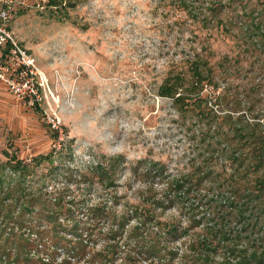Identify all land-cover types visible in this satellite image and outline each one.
Wrapping results in <instances>:
<instances>
[{
	"label": "rangeland",
	"instance_id": "1",
	"mask_svg": "<svg viewBox=\"0 0 264 264\" xmlns=\"http://www.w3.org/2000/svg\"><path fill=\"white\" fill-rule=\"evenodd\" d=\"M1 7L7 31L35 59L41 100L29 105L0 84V160L4 150L25 162L55 151L51 164L40 163L26 181L33 193L63 200L65 225L92 226L90 252L105 243L100 207L120 211L146 193L152 177L145 181L134 173L138 160L161 163L173 176L199 160L193 111L181 112L171 97L158 93L164 76L183 67L195 49L203 48L212 67L213 86L202 93L217 97L218 112L236 109L234 114L243 111L264 123V47L246 44L235 25L233 32L203 26L174 0H0ZM49 118L60 121L57 149ZM118 155L114 183L105 185L90 168ZM222 161L212 167L223 169ZM155 181V188L165 186ZM174 215L173 207L160 217ZM176 242L184 249V242Z\"/></svg>",
	"mask_w": 264,
	"mask_h": 264
},
{
	"label": "trees",
	"instance_id": "2",
	"mask_svg": "<svg viewBox=\"0 0 264 264\" xmlns=\"http://www.w3.org/2000/svg\"><path fill=\"white\" fill-rule=\"evenodd\" d=\"M60 1L49 0L51 4ZM174 1L203 26L233 32L235 25L236 34L246 44L264 47V0H211L206 5H196L200 0ZM203 51L195 49L185 58V65L169 71L158 86V93L171 97L181 112L193 111L199 160L192 162V170L178 176L161 163L139 164L138 160L134 173L152 180L139 202L127 203L120 211L100 207L96 212L104 226L100 229L105 243L99 249L90 252L95 244L90 239L92 226L65 225L60 220L63 200L33 193L26 181L40 163L51 164L55 151L38 153L25 162L4 150L6 158L0 160V264H69L70 260L72 264H114L117 259L124 261L120 264L144 260L264 264V123L243 111L234 114L236 109L218 112L214 107L217 97L202 93L205 85L213 86L214 76ZM51 135L57 138L58 130L51 127ZM219 155L224 160L221 163L225 162L221 170L212 167ZM121 161L120 155L114 156L95 163L90 171L95 169L103 184L114 183L111 172L117 171ZM154 178L165 186L155 188ZM173 207L177 216L160 217ZM84 227L86 233H82ZM178 240L185 243L184 249L178 250ZM57 255L61 260H56Z\"/></svg>",
	"mask_w": 264,
	"mask_h": 264
},
{
	"label": "built area",
	"instance_id": "3",
	"mask_svg": "<svg viewBox=\"0 0 264 264\" xmlns=\"http://www.w3.org/2000/svg\"><path fill=\"white\" fill-rule=\"evenodd\" d=\"M7 10L0 8V82L14 96L29 105L38 103L41 95L38 92L39 75L34 57L21 47L7 31L5 20ZM42 78V77H41ZM50 125L58 130V137L53 140L52 147L57 149L61 138V127L58 119L49 118Z\"/></svg>",
	"mask_w": 264,
	"mask_h": 264
},
{
	"label": "crops",
	"instance_id": "4",
	"mask_svg": "<svg viewBox=\"0 0 264 264\" xmlns=\"http://www.w3.org/2000/svg\"><path fill=\"white\" fill-rule=\"evenodd\" d=\"M0 84L5 87V85L2 82H0Z\"/></svg>",
	"mask_w": 264,
	"mask_h": 264
}]
</instances>
